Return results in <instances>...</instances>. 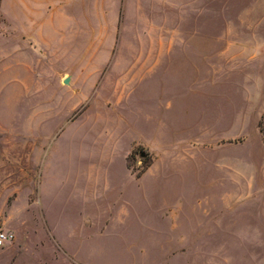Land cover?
Instances as JSON below:
<instances>
[{
	"label": "rangeland",
	"instance_id": "374dc122",
	"mask_svg": "<svg viewBox=\"0 0 264 264\" xmlns=\"http://www.w3.org/2000/svg\"><path fill=\"white\" fill-rule=\"evenodd\" d=\"M48 2L0 0V264H264V0Z\"/></svg>",
	"mask_w": 264,
	"mask_h": 264
},
{
	"label": "crops",
	"instance_id": "0c3cea01",
	"mask_svg": "<svg viewBox=\"0 0 264 264\" xmlns=\"http://www.w3.org/2000/svg\"><path fill=\"white\" fill-rule=\"evenodd\" d=\"M21 1V0H20ZM49 0H47V2H48ZM62 1H64V3L66 4V0H61V2ZM50 3L52 2L53 3V0H50L49 1ZM49 2H48V4H49ZM64 4V5H65ZM53 6H56L54 3H53ZM25 2L23 1V11L25 12ZM27 11V10H26ZM62 11L64 12V10L62 9L60 12H58V14H60V15H62L63 13H62ZM66 13V12H65ZM51 14H53L54 15V13H51ZM62 25V24H61ZM24 29H26L29 33H31V31H30V29L28 28H24ZM31 37V36H30ZM29 37V38H30ZM31 39V38H30ZM32 42H35L34 40H32ZM114 47V43H112L111 45H110V48H113ZM34 50H38V45L35 43H30L29 42V47H27V49L25 50V49H23V51H21V50H19V52L18 53H22V58H24V57H30V56H32L33 55V51ZM27 51V52H26ZM121 156L123 157V159H124V163H125V168H126V170L130 173V175H133L131 172H130V170H129V168H128V166H126V162H125V159H126V157L128 156V153H126V151L124 152H121ZM156 169V168H155ZM154 171V170H153ZM152 171V172H153ZM151 172V173H152ZM147 175H149V173H147V174H145L144 176H142V177H139V179L140 180H143L144 178H146L147 177ZM135 176V175H134Z\"/></svg>",
	"mask_w": 264,
	"mask_h": 264
},
{
	"label": "built area",
	"instance_id": "2783aa9c",
	"mask_svg": "<svg viewBox=\"0 0 264 264\" xmlns=\"http://www.w3.org/2000/svg\"><path fill=\"white\" fill-rule=\"evenodd\" d=\"M15 236L13 233L8 230L0 227V248L5 247L8 243H11L14 240Z\"/></svg>",
	"mask_w": 264,
	"mask_h": 264
},
{
	"label": "water",
	"instance_id": "95a60500",
	"mask_svg": "<svg viewBox=\"0 0 264 264\" xmlns=\"http://www.w3.org/2000/svg\"><path fill=\"white\" fill-rule=\"evenodd\" d=\"M69 82H70V79L69 78L65 79V83L66 84H69Z\"/></svg>",
	"mask_w": 264,
	"mask_h": 264
}]
</instances>
